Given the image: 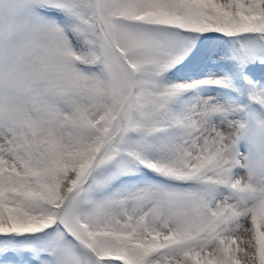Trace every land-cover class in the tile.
Returning <instances> with one entry per match:
<instances>
[{
    "label": "snow or ice",
    "instance_id": "snow-or-ice-1",
    "mask_svg": "<svg viewBox=\"0 0 264 264\" xmlns=\"http://www.w3.org/2000/svg\"><path fill=\"white\" fill-rule=\"evenodd\" d=\"M0 264H264V0H0Z\"/></svg>",
    "mask_w": 264,
    "mask_h": 264
}]
</instances>
